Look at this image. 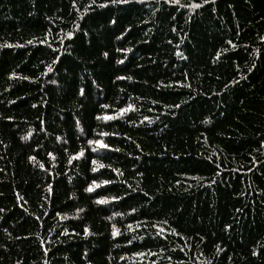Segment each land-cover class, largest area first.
Here are the masks:
<instances>
[{"label": "trees", "instance_id": "obj_1", "mask_svg": "<svg viewBox=\"0 0 264 264\" xmlns=\"http://www.w3.org/2000/svg\"><path fill=\"white\" fill-rule=\"evenodd\" d=\"M0 264H264V0H0Z\"/></svg>", "mask_w": 264, "mask_h": 264}, {"label": "snow or ice", "instance_id": "obj_2", "mask_svg": "<svg viewBox=\"0 0 264 264\" xmlns=\"http://www.w3.org/2000/svg\"><path fill=\"white\" fill-rule=\"evenodd\" d=\"M174 2H177V0H174ZM91 143V142H90ZM96 143L100 144L101 147H107V145L105 144H101L99 141H97ZM89 191L91 190V188L88 189ZM85 232H87V229H85ZM113 234L115 235L116 234V230L114 229L113 230Z\"/></svg>", "mask_w": 264, "mask_h": 264}]
</instances>
